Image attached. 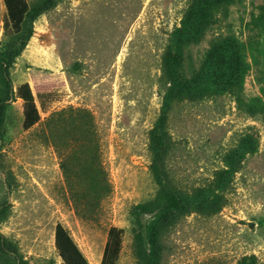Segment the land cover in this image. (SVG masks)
I'll use <instances>...</instances> for the list:
<instances>
[{
  "label": "rangeland",
  "instance_id": "374dc122",
  "mask_svg": "<svg viewBox=\"0 0 264 264\" xmlns=\"http://www.w3.org/2000/svg\"><path fill=\"white\" fill-rule=\"evenodd\" d=\"M195 1L55 0L13 59L0 0V240L16 249L0 264H64L58 224L90 264L112 227L116 264H264V0H219L182 37ZM228 37L232 81L211 54ZM244 135L256 150L226 177ZM153 200L139 241L132 210Z\"/></svg>",
  "mask_w": 264,
  "mask_h": 264
},
{
  "label": "trees",
  "instance_id": "16d2710c",
  "mask_svg": "<svg viewBox=\"0 0 264 264\" xmlns=\"http://www.w3.org/2000/svg\"><path fill=\"white\" fill-rule=\"evenodd\" d=\"M55 0H40L33 4H28L26 0H4L6 6V14L4 16V28L6 36L13 39L15 48L10 50L11 56L16 58L25 49L28 41L33 35L32 24L35 19L49 10ZM219 0H196L194 5L190 9V12L183 20L181 27L177 30V34L184 37H191L194 34H198L202 28H199V24L206 22L208 7ZM219 50L221 54H219ZM211 54L216 57V65L219 67L220 75L225 74L229 81L234 78H239L244 74L245 62L239 53L237 45H235L232 38H226L224 45L220 48H215ZM218 55V56H217ZM28 88L27 85L21 86V90ZM25 97L24 103V128L29 129L40 120V114L35 102ZM1 103V101H0ZM4 120L3 106L0 104V122ZM255 152L256 139L253 135H244L241 141V148L239 151L232 152L230 159L228 160V170L225 171L226 177L232 171H234V165L240 161L245 155L246 151ZM239 156V159L237 157ZM159 201L153 200L136 205L132 210V218L134 225L139 230L137 239L142 240V228L144 227L142 216L149 214L158 209ZM6 206H2L0 213L3 218L6 214ZM175 213L169 210L167 213L159 216L157 225H166L169 223ZM121 234L122 230L117 227H112L108 233V240L105 246L103 258L101 264H116L120 249H121ZM155 241V235L153 236ZM56 247L61 256L64 264H90L83 252L80 250L68 230L61 224H58L56 228ZM16 253L14 246L2 238L0 240V261L8 253ZM157 256V255H156ZM147 264H155V262L149 261Z\"/></svg>",
  "mask_w": 264,
  "mask_h": 264
}]
</instances>
